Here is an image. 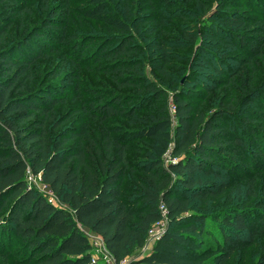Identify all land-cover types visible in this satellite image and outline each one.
I'll return each instance as SVG.
<instances>
[{
	"label": "trees",
	"instance_id": "obj_1",
	"mask_svg": "<svg viewBox=\"0 0 264 264\" xmlns=\"http://www.w3.org/2000/svg\"><path fill=\"white\" fill-rule=\"evenodd\" d=\"M130 1L0 0V264H101L86 232L117 264H229L264 239V0ZM193 47L215 78L187 79L230 95L209 114L180 85Z\"/></svg>",
	"mask_w": 264,
	"mask_h": 264
},
{
	"label": "rangeland",
	"instance_id": "obj_2",
	"mask_svg": "<svg viewBox=\"0 0 264 264\" xmlns=\"http://www.w3.org/2000/svg\"><path fill=\"white\" fill-rule=\"evenodd\" d=\"M136 1L137 2H135L134 0L130 1L132 3L133 10H137L138 5L142 6V4H141L142 2L140 0H136ZM239 2L241 3V0ZM32 4H35V2ZM116 4L118 5V9L122 12L124 9V4L120 1H116ZM36 6L39 7L38 5H36ZM142 14H144V12H143V9L141 8L137 11V13L134 14V17L135 16H137V17L141 16ZM27 17H29V16H27ZM188 22H190V21H188ZM139 24H141V22H139L137 24V27L139 26ZM188 24H190V23H188ZM148 26L149 25H141L139 27L141 28V30L145 31ZM194 27L197 28L198 30L199 29L201 30V26L199 24L194 25ZM92 28L97 32L101 28H103V25L100 23L94 22V23H92ZM202 37L204 38V36H202ZM203 40H206L208 42V41H211L212 38L208 36V37L204 38ZM198 44H201L200 40H199ZM205 47L208 48L210 50V52H218V50H219L218 47H214L213 45L210 46L209 44H205ZM187 53L191 57L192 62L190 65H188L185 68L186 73L184 74V76L182 75L181 80H180V82H181L180 85L185 86L187 88H192V89L196 90L197 92H199V94H200L199 96L204 99L203 102L205 104L204 103L203 104H204L205 108L209 110L207 112L209 114L212 110L222 106L221 104H224V103L226 104L229 101V99H230L229 92L227 90H224L223 93H221V94L214 93L211 96H206L205 93L202 91L200 85L193 84V82H190L189 79H187L191 74L190 72L193 73V75L191 76V80H193L195 74H199V76H200L199 79L202 80L203 82H208V83H209V81H208L207 75L211 73L214 78H215V76H214V73L212 71L204 70L200 66V64L201 63L203 64V62L201 61V58L198 55L196 47H193L192 49L188 50ZM174 62H177L179 65H182L178 61H174ZM150 69H151V67L148 66L147 73H148L150 79L157 78L156 76L150 74ZM98 78H101L102 80H104V77L101 75L99 77H97L96 75L91 76V77H89V81L86 82L85 86H94V87L99 86ZM162 86H164L165 88H167V90H169L167 84L162 83ZM170 95L172 96L173 94L170 93ZM191 99H194V97H191ZM114 122L124 124V122L121 120H115ZM175 127H176V121H174L173 127H172V134L173 135L175 132ZM233 176L234 175H226V181L231 186L235 187L236 182H238L239 179L234 178ZM38 187L43 189L41 184ZM45 191L46 190H44V192ZM240 195H244V193H241ZM245 199H246L245 196H240L239 198H238V196H235V201L233 203H234V205L241 207V206H243L242 202ZM225 205H227V202L224 199L223 201H220V202L213 204L212 207L214 209H218V208H223ZM141 252L144 254V251L138 250L134 253V256L140 254ZM263 252H264V239H259L257 241V245L255 247H251L249 249H245V248L239 249L229 264H257L259 257L262 255ZM94 253H95L96 259H101L103 257L102 252L99 253L96 250H94Z\"/></svg>",
	"mask_w": 264,
	"mask_h": 264
},
{
	"label": "built area",
	"instance_id": "obj_3",
	"mask_svg": "<svg viewBox=\"0 0 264 264\" xmlns=\"http://www.w3.org/2000/svg\"><path fill=\"white\" fill-rule=\"evenodd\" d=\"M171 112L174 114L173 105H171ZM27 182L30 187H34L40 193H42L46 197L49 203L54 204V205H61L58 199L56 198L55 194L53 193V191L46 184L43 183L41 176H34L30 171H28ZM40 184L42 185L43 189L38 187L40 186ZM44 190L46 191L44 192ZM159 210L161 214V220L150 229L148 233L146 245L143 248L144 254L152 250L154 244L161 239L162 235L166 231V227L168 223V218H167L168 212H167L166 206L163 203H161L159 206ZM86 236L92 246V253H93L94 261L100 262L101 264H117L114 257L107 250L103 239L99 235L86 232ZM94 250H96L99 253L102 252L103 257L101 259H96ZM122 264H128V261H125Z\"/></svg>",
	"mask_w": 264,
	"mask_h": 264
},
{
	"label": "crops",
	"instance_id": "obj_4",
	"mask_svg": "<svg viewBox=\"0 0 264 264\" xmlns=\"http://www.w3.org/2000/svg\"><path fill=\"white\" fill-rule=\"evenodd\" d=\"M141 251H143V250H141ZM151 251H149L148 253H150ZM148 253H146V254H148ZM140 254H143L142 252L140 253ZM139 255V254H138ZM137 256V255H136ZM129 261V260H128Z\"/></svg>",
	"mask_w": 264,
	"mask_h": 264
}]
</instances>
